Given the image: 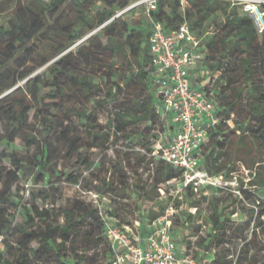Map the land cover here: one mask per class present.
Listing matches in <instances>:
<instances>
[{
  "label": "trees",
  "instance_id": "16d2710c",
  "mask_svg": "<svg viewBox=\"0 0 264 264\" xmlns=\"http://www.w3.org/2000/svg\"><path fill=\"white\" fill-rule=\"evenodd\" d=\"M4 1L0 0V5ZM132 4V0H28L18 7L8 25L0 27V121L4 126L0 139L15 142L16 138L23 137L28 144L40 141L42 151L33 164L38 170L37 181H44L47 174L53 175L49 171L55 159L50 134H59L65 154L77 153L82 163L92 168L97 162L84 150L104 148L111 132L92 133L91 142L84 144L66 121L78 116L82 123L94 128L91 120L97 121L98 107H104L103 85L112 81L107 97L110 100L115 99L114 91H123L125 85L135 83L132 92L123 93V100L116 104L110 129H114L116 135L125 132L129 141L134 136V133H126L130 125L145 123L141 134L152 154L150 132L155 129L157 118L163 119L157 108L149 46L151 19L162 23L167 33L187 23L202 39L204 65L211 78L203 89L214 98L221 117V122L210 133L209 143L204 146L202 164L210 174L228 177L237 170L241 158L249 157L243 159L251 172V185L263 193L264 179L255 164L264 165V31L260 33L250 14L233 0H158L150 18L146 13L147 29L132 28L128 24L126 16L135 7L118 15ZM261 7L264 9V2ZM102 35L106 42L101 40ZM76 44V49H72ZM31 116L39 119L47 130L48 134L41 140L37 133L29 132ZM170 128L171 125L168 132ZM242 150L246 153L243 157ZM6 157L9 156L0 154V235L5 237V233L16 229L19 236L16 242L4 238L0 264H97L89 256L101 247L111 264L113 250L106 235L105 220L92 202L72 199L62 210L63 222L54 206L41 208L33 203L25 210L27 221L13 226L14 214L5 204L10 202L17 206L12 187L19 180V171L29 169L31 163L11 159V165H17L12 171L4 164ZM155 160L156 156L149 165ZM142 161L138 156L137 165L132 166L137 174L134 182L125 167L116 163L119 185L104 178L95 185V190L87 191H95L103 197L107 196L104 193H111L128 200L136 187L142 196L153 200L161 197L160 192L168 191L170 181L180 183L182 170L159 158L154 182L150 190L145 191L146 184L142 185L138 168ZM4 171L11 178L3 182ZM66 181L76 183L78 175L71 173ZM185 193L206 198L203 190L200 194L191 189ZM34 196L44 201L50 199L43 192ZM166 210L167 206H162L159 212L152 213L149 222L160 218ZM255 212L254 209L252 216ZM108 213L123 225L119 213L112 209ZM183 216L182 221L189 223L191 212L186 210ZM262 217L264 211L259 215V225L264 231ZM211 223L212 232L198 242L205 250L222 230H227L218 211L213 214ZM206 241L209 242L206 244ZM245 260L247 264H257L254 257ZM211 263L228 262L217 252Z\"/></svg>",
  "mask_w": 264,
  "mask_h": 264
},
{
  "label": "rangeland",
  "instance_id": "374dc122",
  "mask_svg": "<svg viewBox=\"0 0 264 264\" xmlns=\"http://www.w3.org/2000/svg\"><path fill=\"white\" fill-rule=\"evenodd\" d=\"M139 1L132 0L133 4H137ZM27 2L28 0H5L0 5V27L7 26L8 21L18 7ZM263 2L261 0L259 3ZM240 6L244 7L242 4ZM126 20L132 28H149L146 20V6L144 4L136 5L135 9L126 16ZM101 40L106 42L107 39L102 35ZM78 44L72 49L75 50ZM199 81L198 78L193 77L195 85ZM111 84L112 81H108V85H103L102 100L105 98L103 100L104 107H98L97 121L91 120L95 126L94 128L82 123L78 116L69 117L65 123L73 129L75 136L79 137L84 144L91 142L92 133H99L102 130L111 132L110 141L104 148L84 150L91 160L97 162L92 168L82 163V158L77 153L65 154L64 145L62 140L59 139V134H50L49 138L54 142L53 157L55 159L53 162L54 167L49 171L53 175L51 174L50 177V174H47L44 181H37L39 177L38 170L34 169L33 164L37 159L36 156L42 151L40 141L28 144L23 137L16 138L15 142L0 139V154L5 153L9 156L4 160V164L9 169L13 171L17 167L15 164L14 166L11 165V159H15L17 163L18 161L31 163L29 169L24 168L23 171H19V180L12 187L13 200L17 206L12 205L10 202L5 204V208L10 209L14 214L13 226L27 221L25 210L30 208L33 203L41 208L54 206L55 213L60 214L59 220L63 222L62 210L69 206L70 201L74 198L88 201L89 197L85 192L90 189L95 190V185L102 179L107 178L113 181L115 185H119L120 173L114 167V164L121 163L125 167L131 182H134L137 174L132 166L137 165L135 162L138 156L143 159L138 166L139 173L142 174L143 178L142 185L146 184L145 191L150 190L154 182L157 162L161 158L162 148L165 147L168 140L170 124L166 120L157 118L155 129L150 132V142L154 146L152 154H149L146 147L147 141L141 134L145 123L140 122L130 125L126 133H134L132 140L128 141L125 138V132H120L118 135L114 134L115 130L110 129L109 123L116 112V104L123 100V93L132 92L135 83L125 85L123 91H114L115 99L109 100L107 97ZM231 125L234 124L231 123ZM29 132L37 133L40 140L48 134L39 119L33 116L30 119ZM1 134H4V126L0 121ZM240 154L243 157L246 153L242 150ZM154 156H156V162L149 165V161ZM243 158L248 159L249 157L244 156ZM243 158L238 162L236 171L229 173L228 177L224 175L222 182L217 187H210L207 193L202 194L206 198L199 195L190 197L185 191H180L177 181L172 180L167 184L168 191L165 189V194L160 192L161 197L153 200L147 199V195L142 196L134 187L128 200L112 196L111 193H104L107 196L103 197L101 195L100 201L103 209L107 212L112 209L119 213V219L123 225L132 224L136 220L143 222L145 226L142 234H146L149 230L148 217L152 213L159 212L162 206H167V210L173 209V238L179 249L187 248L188 253L203 262V264H212L211 262L216 257L217 252H221L225 256L227 264H241L242 261L247 264L245 259L251 257L255 258L257 264H264V231L263 226L259 225L260 212L264 211V192H259L258 187L251 185V172L245 165ZM255 159L258 160V157L256 156ZM128 160H130V163ZM212 163L213 161L210 160L209 165L211 167L213 166ZM48 168L46 169L48 170ZM255 168L261 174V179H264V165L257 162ZM71 173L78 175L76 183L66 181V177ZM3 174V182L11 178L7 175V171H4ZM38 192L47 193L50 199L44 201L42 197L35 198L34 194ZM216 198L218 201L215 200ZM254 209L256 212L252 216ZM186 210L192 214V218H188L189 223L187 224L182 221ZM215 211H218L221 215L227 230H222L212 246L205 250L198 245V242L207 238L208 234L212 232L211 218ZM261 220L264 221V217ZM197 226H200L199 229H197ZM18 236L19 233L16 229L10 233H5L6 240H13L14 242L17 241ZM91 254L89 256L90 260L95 261L97 264H109V257L104 256L102 247Z\"/></svg>",
  "mask_w": 264,
  "mask_h": 264
},
{
  "label": "built area",
  "instance_id": "2783aa9c",
  "mask_svg": "<svg viewBox=\"0 0 264 264\" xmlns=\"http://www.w3.org/2000/svg\"><path fill=\"white\" fill-rule=\"evenodd\" d=\"M254 19L260 33L264 31V9L259 0H233ZM138 4L146 6V13L157 9L158 0H140L118 15ZM151 62L154 68L155 95L158 112L170 122L168 140L161 158L182 170L180 191L191 189L196 194L217 187L223 175H212L203 166V150L210 141L211 131L221 122L217 104L203 86L210 82V71L204 65L205 52L202 39L187 23L167 33L162 23L151 19L149 38ZM201 78L194 84L193 77ZM231 124V122H230ZM89 202L100 210L105 220L106 235L113 256L111 264H203L179 249L173 238V209L149 222V230L142 234L143 222L118 224L119 220L103 209L101 195L86 191ZM4 235H0V250L4 248Z\"/></svg>",
  "mask_w": 264,
  "mask_h": 264
}]
</instances>
